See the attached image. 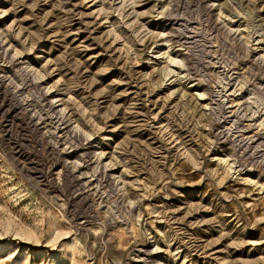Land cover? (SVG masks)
Wrapping results in <instances>:
<instances>
[{"label":"rangeland","instance_id":"rangeland-1","mask_svg":"<svg viewBox=\"0 0 264 264\" xmlns=\"http://www.w3.org/2000/svg\"><path fill=\"white\" fill-rule=\"evenodd\" d=\"M0 264H264V0H0Z\"/></svg>","mask_w":264,"mask_h":264}]
</instances>
